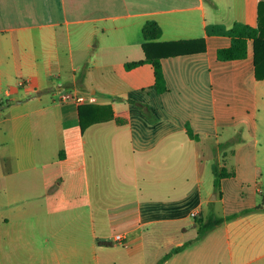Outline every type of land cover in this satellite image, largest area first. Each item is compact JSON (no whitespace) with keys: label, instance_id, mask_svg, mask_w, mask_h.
I'll return each mask as SVG.
<instances>
[{"label":"crops","instance_id":"crops-1","mask_svg":"<svg viewBox=\"0 0 264 264\" xmlns=\"http://www.w3.org/2000/svg\"><path fill=\"white\" fill-rule=\"evenodd\" d=\"M259 1L0 0V264H158L196 217L256 207L164 264H264V78L254 40L221 60L232 38L208 31L257 26ZM148 21L158 42L206 41L162 58L163 93L153 62L127 67ZM84 105L113 117L83 128ZM215 162L235 171L219 190Z\"/></svg>","mask_w":264,"mask_h":264},{"label":"trees","instance_id":"trees-1","mask_svg":"<svg viewBox=\"0 0 264 264\" xmlns=\"http://www.w3.org/2000/svg\"><path fill=\"white\" fill-rule=\"evenodd\" d=\"M258 25L253 26L244 22H236L231 28H227L222 24H214L208 27L210 34H226L232 38V43L229 47L220 48L218 50V58L221 60H233L246 58L248 56V43L249 40H254V52H255V62L257 69L258 78H264V0L259 1V11H258ZM162 33V29L156 21H148L144 28V35L146 42L143 44L144 50L146 52L147 58L140 61H134L127 63V67L131 68L144 61H151L155 66L156 75V89L159 93H163L168 90L166 77L162 65V58L166 56H174L179 54L199 52L206 50V41L204 38L194 39V40H181V41H170V42H158L156 41ZM156 50V53H155ZM98 107L94 105H84L80 107L81 123L82 127L86 128L88 125L106 119L108 117H113V114L104 116L101 111L102 116L92 117L90 120L84 118L85 111H96ZM149 111V110H148ZM120 122L123 120L118 119ZM189 134L198 139L199 135L194 133L190 127H188ZM242 140L241 133H238L233 139L232 143H236ZM223 146V145H222ZM213 170L215 174V189L219 190L221 186L222 179L224 177H231L235 175L234 170H228L225 167H221L217 162L213 165ZM258 208V207H256ZM254 209H247L240 213H234L228 215L227 217L219 216L215 213L209 214L206 218L196 217V222L198 226V235L195 239L187 241L186 243L172 248L168 253H166L163 258L158 262V264H164L168 259H170L175 254L185 250L187 247L195 242L203 239L211 230L222 224L227 219H232L241 214L248 213ZM108 244V243H106Z\"/></svg>","mask_w":264,"mask_h":264},{"label":"built area","instance_id":"built-area-1","mask_svg":"<svg viewBox=\"0 0 264 264\" xmlns=\"http://www.w3.org/2000/svg\"><path fill=\"white\" fill-rule=\"evenodd\" d=\"M60 100L72 101L77 104H81L89 101H94L95 97L93 95L80 94L73 90H65L61 93ZM192 215L196 216L197 214L194 212ZM115 238L120 243H123L125 241V236L121 233L117 234Z\"/></svg>","mask_w":264,"mask_h":264},{"label":"rangeland","instance_id":"rangeland-1","mask_svg":"<svg viewBox=\"0 0 264 264\" xmlns=\"http://www.w3.org/2000/svg\"><path fill=\"white\" fill-rule=\"evenodd\" d=\"M50 94L51 93L46 94L45 97H50L51 96ZM207 239H208L207 242H205L206 244L209 243V241H210V238H207ZM146 258L148 259V261L150 260V256L148 254L146 255Z\"/></svg>","mask_w":264,"mask_h":264}]
</instances>
